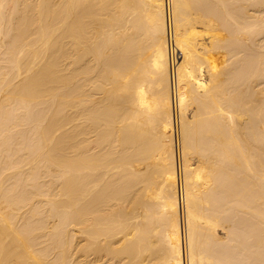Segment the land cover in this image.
<instances>
[{"label": "bare ground", "instance_id": "bare-ground-1", "mask_svg": "<svg viewBox=\"0 0 264 264\" xmlns=\"http://www.w3.org/2000/svg\"><path fill=\"white\" fill-rule=\"evenodd\" d=\"M0 264H264V0H0Z\"/></svg>", "mask_w": 264, "mask_h": 264}]
</instances>
